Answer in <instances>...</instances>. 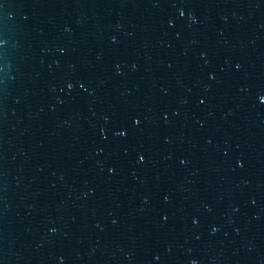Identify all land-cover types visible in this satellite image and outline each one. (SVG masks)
<instances>
[{"label":"water","instance_id":"1","mask_svg":"<svg viewBox=\"0 0 264 264\" xmlns=\"http://www.w3.org/2000/svg\"><path fill=\"white\" fill-rule=\"evenodd\" d=\"M262 97L264 0H0V264H264Z\"/></svg>","mask_w":264,"mask_h":264},{"label":"snow or ice","instance_id":"2","mask_svg":"<svg viewBox=\"0 0 264 264\" xmlns=\"http://www.w3.org/2000/svg\"><path fill=\"white\" fill-rule=\"evenodd\" d=\"M183 14V13H182ZM69 87H72V85H69ZM262 99H264V97H262ZM137 123H139V121H137ZM141 159H143V157H141Z\"/></svg>","mask_w":264,"mask_h":264}]
</instances>
